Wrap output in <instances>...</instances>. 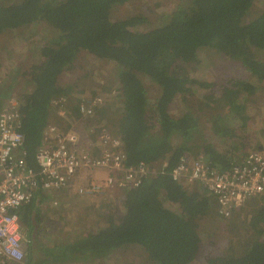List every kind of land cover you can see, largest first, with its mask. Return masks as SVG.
<instances>
[{
  "label": "trees",
  "instance_id": "trees-1",
  "mask_svg": "<svg viewBox=\"0 0 264 264\" xmlns=\"http://www.w3.org/2000/svg\"><path fill=\"white\" fill-rule=\"evenodd\" d=\"M126 1H0V34L36 22H44L54 30L39 50L41 62L28 73L30 90L19 99L28 163L35 166L34 154L41 145L44 129L54 120L53 99L64 97L66 112L71 111L75 118L95 114L97 107L92 115H82L79 111L82 100L72 103L71 86L59 83L60 74L71 69L81 52L113 60L119 66L122 107L111 135L120 138L126 165L168 157L170 169L182 154L190 152L220 169L242 160L248 153H245L248 145L238 142L243 138L239 135L248 125V96L255 94L258 85L232 79L220 93L204 95L225 108L205 118L211 120L212 129L219 137L229 139L226 150L207 142L195 146L197 116L187 111L188 106L180 115H173L170 106L174 99L186 101L192 81L184 67L196 60L201 48L215 50L240 63L258 81L264 80V60L257 54L264 52V0L252 17L249 14L255 0H181L158 25L146 31L133 30L147 20L143 15L111 18L113 7ZM139 75L149 77L159 87L160 93L151 104ZM230 114L236 120L234 125ZM261 134L264 138V126ZM206 192L199 186L176 183L167 174L143 180L122 196L120 215L99 212L100 227L56 245L52 260L89 261L136 244L154 264H190L201 242L200 221L211 217L212 225L218 223L216 201ZM55 196L59 195L46 196L36 189L32 200L19 209L26 237L34 226L39 202L42 199L50 202ZM224 220L228 221L226 230L230 231V237L221 254L208 258L207 264H264V196L247 199L232 218ZM35 241H24L28 262ZM48 249H43L45 254Z\"/></svg>",
  "mask_w": 264,
  "mask_h": 264
},
{
  "label": "rangeland",
  "instance_id": "rangeland-1",
  "mask_svg": "<svg viewBox=\"0 0 264 264\" xmlns=\"http://www.w3.org/2000/svg\"><path fill=\"white\" fill-rule=\"evenodd\" d=\"M0 1L21 2L22 0ZM180 1L128 0L124 4L113 7L110 16L112 19L118 20L133 15H143L147 20L134 26L133 30L146 31L158 25L163 16L171 12ZM254 2L255 5L250 11L249 17L255 16L263 5L261 0ZM53 32L54 30L46 23L36 22L0 34V108L12 98L19 100L21 95L30 90L28 73L33 65L41 62L42 57H40L39 50L50 39ZM257 54L260 59L264 60V52ZM184 68L192 81L189 83V92L185 96L186 101L174 99L170 110L173 115L177 116L188 106L187 111L197 116L199 129L195 133V146L207 142L220 150H226V147L230 145L229 139L219 137L212 129L211 120L205 118L206 116L212 117L216 113L224 111L225 108L213 99L204 98V95L212 92H214L213 94L220 93L222 87L229 86L232 79L245 80L258 85L255 94L248 96V125L239 135L243 137L242 141L238 142L247 143L248 148L245 153L264 146V138L261 134L264 126V80L258 81L240 63L227 59L213 49H199L196 60L185 64ZM118 72L119 66L113 60L98 59L85 52L79 53L71 69L60 74L59 83L71 86L72 91L69 99L72 103H77L80 99L83 102L98 96L102 99L101 106L96 108L93 117L75 118L71 111V114L65 111V114L61 116L54 111L52 112L54 113L52 123L58 122L59 126L55 125L60 129H72L78 132L82 138V144L88 147L93 142L92 137L96 136L98 128L103 124L111 134L112 126H115L122 107L121 92L118 89ZM139 77L144 84L147 101L151 104L160 93L159 87L149 77L143 75H139ZM200 82L205 85H200ZM230 117L232 118V120L230 119L231 123L234 125L236 120L231 114ZM90 129H93V132ZM93 133L94 135H92ZM190 154L192 153L190 152ZM125 193L116 191L102 195L78 196L74 191H71L65 199L66 201L61 200L60 196L51 197L53 199H50V202L42 199V202H39L38 214L35 216L34 226L29 232V237H26V229L22 227L24 241L30 239L36 240V243H32L33 246H31V261L28 262L26 259L25 263L21 264H154L149 261L143 248L136 244L114 249L105 256L89 261L53 262L52 260V253L57 251L56 245L83 237L100 227L102 219L99 217V212L106 211L120 215L123 204L122 196ZM261 195L264 196V191L258 196ZM51 201H56L57 204H52ZM169 206L174 209L171 204ZM215 218L218 221L217 225H212L213 218L211 217L200 221L201 242L198 254L190 264H207L208 258L221 254L225 248V243L230 237V231L226 230L228 221L220 218L217 214ZM245 227H247V223H245ZM45 248H49L46 254L43 250ZM25 258H27V252Z\"/></svg>",
  "mask_w": 264,
  "mask_h": 264
},
{
  "label": "built area",
  "instance_id": "built-area-1",
  "mask_svg": "<svg viewBox=\"0 0 264 264\" xmlns=\"http://www.w3.org/2000/svg\"><path fill=\"white\" fill-rule=\"evenodd\" d=\"M101 102L98 96L85 100L79 103V111L90 116ZM51 103L59 115L65 114L64 97ZM19 105V100L12 98L0 108V264L25 263L19 209L32 200L36 189L46 196L66 190L79 196L102 195L127 192L143 180L167 174L183 186L206 190L216 201L218 216L224 219L232 218L248 198L264 191V146L223 169L190 153L182 154L170 169L168 157L126 165L120 138L105 127L98 128L88 147L78 132L49 124L32 166L24 148Z\"/></svg>",
  "mask_w": 264,
  "mask_h": 264
},
{
  "label": "crops",
  "instance_id": "crops-1",
  "mask_svg": "<svg viewBox=\"0 0 264 264\" xmlns=\"http://www.w3.org/2000/svg\"><path fill=\"white\" fill-rule=\"evenodd\" d=\"M62 130H64V129H62ZM78 131H79V129H77ZM81 140H82V138H81ZM69 192H71V191H69V190H66L64 193H63V195L62 196H60V199L61 200H65L68 196H69ZM52 196V195H51ZM66 201V200H65Z\"/></svg>",
  "mask_w": 264,
  "mask_h": 264
},
{
  "label": "clouds",
  "instance_id": "clouds-1",
  "mask_svg": "<svg viewBox=\"0 0 264 264\" xmlns=\"http://www.w3.org/2000/svg\"><path fill=\"white\" fill-rule=\"evenodd\" d=\"M258 196V195H257ZM256 197V196H255Z\"/></svg>",
  "mask_w": 264,
  "mask_h": 264
}]
</instances>
